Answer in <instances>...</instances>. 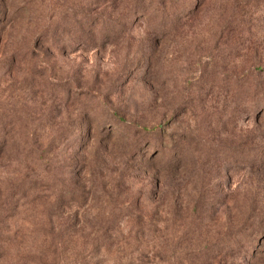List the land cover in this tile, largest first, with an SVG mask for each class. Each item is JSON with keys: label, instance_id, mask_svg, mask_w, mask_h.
<instances>
[{"label": "rangeland", "instance_id": "rangeland-1", "mask_svg": "<svg viewBox=\"0 0 264 264\" xmlns=\"http://www.w3.org/2000/svg\"><path fill=\"white\" fill-rule=\"evenodd\" d=\"M0 264H264V0H0Z\"/></svg>", "mask_w": 264, "mask_h": 264}]
</instances>
